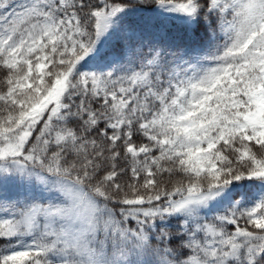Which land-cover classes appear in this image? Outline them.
Instances as JSON below:
<instances>
[{"label":"snow or ice","instance_id":"obj_1","mask_svg":"<svg viewBox=\"0 0 264 264\" xmlns=\"http://www.w3.org/2000/svg\"><path fill=\"white\" fill-rule=\"evenodd\" d=\"M0 264H264V0H0Z\"/></svg>","mask_w":264,"mask_h":264}]
</instances>
